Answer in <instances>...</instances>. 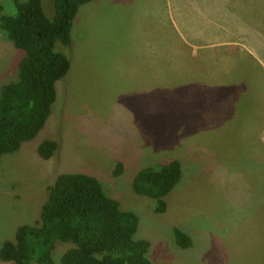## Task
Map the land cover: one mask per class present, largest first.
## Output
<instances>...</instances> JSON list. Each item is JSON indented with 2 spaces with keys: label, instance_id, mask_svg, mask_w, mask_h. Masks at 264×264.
Here are the masks:
<instances>
[{
  "label": "rangeland",
  "instance_id": "374dc122",
  "mask_svg": "<svg viewBox=\"0 0 264 264\" xmlns=\"http://www.w3.org/2000/svg\"><path fill=\"white\" fill-rule=\"evenodd\" d=\"M27 1L0 0V24ZM42 6L52 19L54 0ZM56 50L71 68L46 126L0 164V247L40 222L61 175L86 174L139 217L153 264H264V0H92ZM24 56L0 26V92ZM170 160L182 180L159 214L133 182ZM73 247L59 242L54 263Z\"/></svg>",
  "mask_w": 264,
  "mask_h": 264
},
{
  "label": "trees",
  "instance_id": "16d2710c",
  "mask_svg": "<svg viewBox=\"0 0 264 264\" xmlns=\"http://www.w3.org/2000/svg\"><path fill=\"white\" fill-rule=\"evenodd\" d=\"M92 0H54L55 15L48 18L42 0L17 3V13L3 17L1 29L22 50L19 80L0 92V164L4 156L19 152L45 128L57 100V84L68 75L71 62L56 44L67 47L80 8ZM3 6L0 3V13ZM57 143L45 141L38 156L52 159ZM115 175L122 172L120 166ZM180 162L170 160L141 171L134 191L156 201V212L167 210L165 198L182 180ZM139 217L109 197L101 182L86 174H63L49 188L40 222L20 226L12 241L0 247V259L14 264H55L59 242L71 243L61 264H153L147 257L150 244L136 238ZM177 247L186 250L192 238L174 230Z\"/></svg>",
  "mask_w": 264,
  "mask_h": 264
},
{
  "label": "crops",
  "instance_id": "0c3cea01",
  "mask_svg": "<svg viewBox=\"0 0 264 264\" xmlns=\"http://www.w3.org/2000/svg\"><path fill=\"white\" fill-rule=\"evenodd\" d=\"M14 264V263H13Z\"/></svg>",
  "mask_w": 264,
  "mask_h": 264
}]
</instances>
